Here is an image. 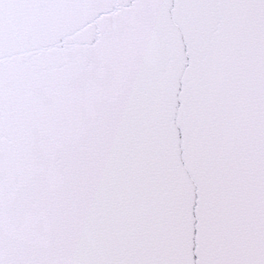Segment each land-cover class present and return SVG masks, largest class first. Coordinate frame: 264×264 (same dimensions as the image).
<instances>
[{
	"label": "water",
	"instance_id": "obj_1",
	"mask_svg": "<svg viewBox=\"0 0 264 264\" xmlns=\"http://www.w3.org/2000/svg\"><path fill=\"white\" fill-rule=\"evenodd\" d=\"M0 264H264V0H0Z\"/></svg>",
	"mask_w": 264,
	"mask_h": 264
}]
</instances>
